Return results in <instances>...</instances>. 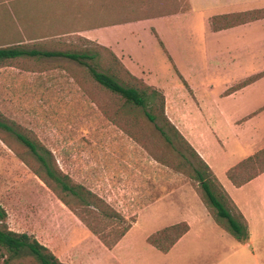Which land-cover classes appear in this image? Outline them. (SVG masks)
<instances>
[{
	"label": "crops",
	"instance_id": "crops-1",
	"mask_svg": "<svg viewBox=\"0 0 264 264\" xmlns=\"http://www.w3.org/2000/svg\"><path fill=\"white\" fill-rule=\"evenodd\" d=\"M173 1H182L183 7L172 10ZM6 2L13 6L0 13L5 32L25 40L29 33L43 32L95 43L113 53L133 77L160 90L166 117L209 167L247 226L248 239L240 243L217 225L200 200L173 204L182 213L144 237L148 256L141 255L131 232L140 215L163 200L155 201L106 248L116 264H264V244L259 252L253 248L254 240H264V170L240 186L228 177L264 149V0ZM118 15L121 20L92 24ZM6 47L12 46L0 48ZM226 73L228 82L217 87L214 83ZM176 96L195 100L168 106L167 99ZM181 222L188 230L167 252L146 242Z\"/></svg>",
	"mask_w": 264,
	"mask_h": 264
},
{
	"label": "rangeland",
	"instance_id": "rangeland-1",
	"mask_svg": "<svg viewBox=\"0 0 264 264\" xmlns=\"http://www.w3.org/2000/svg\"><path fill=\"white\" fill-rule=\"evenodd\" d=\"M0 0V13L12 8ZM172 10L183 7L172 3ZM129 18V17H127ZM108 16L92 24L115 22ZM44 30V29H43ZM25 40L16 32L0 29V47L12 46L43 51L97 50L100 66L114 65L108 52L81 38H58L52 33H29ZM101 69V68H99ZM102 70V69H101ZM119 78L129 76L118 70ZM221 74L214 83L228 82ZM168 106L190 105L195 98H168ZM171 108H169L170 110ZM0 117L13 123L53 155L58 168L73 183L91 191L130 223L149 204L159 203L140 215L132 241L147 255L144 237L176 220L186 203L199 200L206 207L193 169L199 162L175 138L168 144L140 108L123 105L122 99L93 81L87 70L62 58H19L0 63ZM0 139V207L4 225L25 233L46 246L64 264H116L115 257L81 221L21 161L24 148L4 135ZM264 161L251 164L255 172ZM75 213L84 217L106 240L115 239L124 224L105 219L78 199L62 194ZM174 204V205H173ZM195 205V204H194ZM260 251L264 240H254ZM148 256V255H147ZM24 264H35L29 258ZM2 264V258H0Z\"/></svg>",
	"mask_w": 264,
	"mask_h": 264
},
{
	"label": "trees",
	"instance_id": "trees-1",
	"mask_svg": "<svg viewBox=\"0 0 264 264\" xmlns=\"http://www.w3.org/2000/svg\"><path fill=\"white\" fill-rule=\"evenodd\" d=\"M91 44L108 52L114 60V65L108 64L105 67H101L97 50H84L80 52L42 51L35 49L25 50L19 47L0 48V63L19 58H62L83 66L95 83L119 96L124 106L140 108L146 119L154 125L155 129L168 144L172 145L171 136L168 134L171 133L172 137L195 157L202 169L194 168L193 177L200 187L209 214L217 225L230 233L238 242L243 243L247 241L248 231L242 215L235 208L209 167L199 158L195 150L166 117L162 92L152 86L146 85L141 80L129 74L109 50L95 43ZM119 69L123 70L129 76V81L124 82L119 78ZM184 85L186 86L185 83ZM4 135L14 138L23 146L25 155H20L21 161L107 249H111L131 227L134 220L130 223H125V219L104 200L83 186L73 183L58 168L52 153L46 147L21 132L13 123H9L0 117V139L10 148V145L3 137ZM262 160L264 161V149L253 157L241 162L232 171H229V179L234 185L240 186L259 172H262L264 165L260 166L255 172L246 174L245 176L238 177L236 176V172L240 170L246 171V168L250 167L249 165L257 164ZM63 193L78 199L81 206L85 207L88 212L94 214L90 209L93 208L97 212L96 214H99L105 219L117 220V222L124 224V227L115 239L111 241L106 240L84 217L75 213L70 207L69 202L62 195ZM4 219L5 212L0 207V258H2V264H24L23 261L26 258L33 260L35 264H64L46 246L40 244L32 236L9 230L2 222ZM187 230V224L181 222L151 234L147 237L146 242L165 253Z\"/></svg>",
	"mask_w": 264,
	"mask_h": 264
}]
</instances>
